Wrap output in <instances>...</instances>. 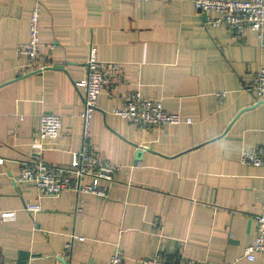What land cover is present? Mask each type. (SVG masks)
<instances>
[{"label": "crops", "instance_id": "crops-1", "mask_svg": "<svg viewBox=\"0 0 264 264\" xmlns=\"http://www.w3.org/2000/svg\"><path fill=\"white\" fill-rule=\"evenodd\" d=\"M33 6L0 0V212L16 213L15 221L0 219V264H107L116 249L122 264L159 253L263 264L243 254L257 234L264 167L239 163L243 151L264 146V98L250 90L264 68L256 33L247 30L236 42L226 28L206 25L192 0H41L40 56L50 67L16 80L25 60L15 47L28 39ZM90 45L99 61L121 68L97 99L90 137L119 171L107 198L65 191L38 199L15 179L21 163L41 151L42 114L62 119L42 161L65 167L78 150L83 94L75 84L85 77ZM133 91L191 124L140 128L112 115ZM30 204L40 212L27 213Z\"/></svg>", "mask_w": 264, "mask_h": 264}, {"label": "built area", "instance_id": "built-area-1", "mask_svg": "<svg viewBox=\"0 0 264 264\" xmlns=\"http://www.w3.org/2000/svg\"><path fill=\"white\" fill-rule=\"evenodd\" d=\"M136 2L185 0H135ZM34 6L28 19V39L15 47L17 59H24L25 64L19 66L16 77H23L30 73L39 72L50 67L41 61L40 56V12L41 0H33ZM194 8L206 16V25L226 28L231 37L241 41L247 30L256 33L258 42L264 43V0L221 1V0H192ZM214 13L216 17L207 16ZM52 48V46H50ZM121 72L118 63H103L97 58V50L90 45L85 63V77L76 83V87L83 94V109L79 115L82 122L81 142L77 151L71 153L67 166L48 165L40 158V152L47 145L58 139L62 129V119L57 115L42 114L39 117L37 141L40 152L33 160L21 163L17 185L33 187L37 198L59 197L63 192L70 191L76 195L89 194L107 198L109 189L114 182V176L119 167L110 163L91 147V121L96 110L97 99L103 88L111 81L116 82ZM250 90L259 100L264 98V68L253 75ZM222 99V95H218ZM111 114L128 121L140 128H155L191 124V119H183L179 113H170L163 108L161 100L144 99L139 91L127 93L119 108L113 109ZM3 160L0 159V164ZM239 163L252 167H264V146L250 151H243ZM39 204H30L25 211L30 215L40 212ZM81 209L77 207L79 213ZM3 222L15 221L14 211L0 212ZM257 234L251 245L245 248L243 257L252 262L259 259L264 264V205L261 213L256 217ZM156 225V223H154ZM75 237L64 246V252L69 255ZM123 255L116 249L107 264H122ZM138 264H206L178 255L168 258L161 253L152 257L138 259Z\"/></svg>", "mask_w": 264, "mask_h": 264}, {"label": "water", "instance_id": "water-1", "mask_svg": "<svg viewBox=\"0 0 264 264\" xmlns=\"http://www.w3.org/2000/svg\"><path fill=\"white\" fill-rule=\"evenodd\" d=\"M47 69H49V68H47ZM37 73H39V72L30 73V74L25 75V76H23V77H26V76H29V75H32V74H37ZM23 77H16V80H18V79H20V78H23ZM141 149H142V148H141ZM141 149H139L138 151H136V157H135L136 162H137V161H140V157H141V155H142V151H141ZM23 255L26 256V254H22V256H23Z\"/></svg>", "mask_w": 264, "mask_h": 264}]
</instances>
